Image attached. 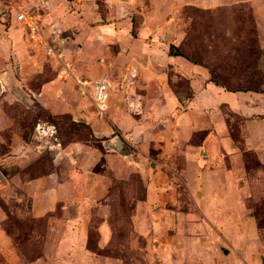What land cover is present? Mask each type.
<instances>
[{"label": "rangeland", "instance_id": "374dc122", "mask_svg": "<svg viewBox=\"0 0 264 264\" xmlns=\"http://www.w3.org/2000/svg\"><path fill=\"white\" fill-rule=\"evenodd\" d=\"M75 78L109 83L104 114ZM255 91L264 0H0V264H263Z\"/></svg>", "mask_w": 264, "mask_h": 264}, {"label": "built area", "instance_id": "2783aa9c", "mask_svg": "<svg viewBox=\"0 0 264 264\" xmlns=\"http://www.w3.org/2000/svg\"><path fill=\"white\" fill-rule=\"evenodd\" d=\"M16 20L20 22H25L27 28L29 29L32 37H34L35 32L37 30L34 21L27 16V14L21 13L16 16ZM48 53H52L51 50ZM58 57H61V54H58ZM75 81L78 85L79 92L83 95H87V88H92L91 101L93 105L96 107L100 114H104L107 108V98L109 94V83L107 81H98L94 84H90L87 81L81 78H75ZM46 125V124H45ZM44 124H37V131L40 137L46 136L53 130V126H45Z\"/></svg>", "mask_w": 264, "mask_h": 264}, {"label": "crops", "instance_id": "0c3cea01", "mask_svg": "<svg viewBox=\"0 0 264 264\" xmlns=\"http://www.w3.org/2000/svg\"><path fill=\"white\" fill-rule=\"evenodd\" d=\"M62 18V17H61ZM60 18V19H61ZM60 19H58L56 22H53L52 23V25H51V28H50V34L54 37V38H57V37H59V32H62L63 31V28H64V19H62V21H60ZM57 25H59V26H61V29L60 28H54V27H56ZM136 72V71H135ZM212 88H213V90L215 91V92H217V90H221L220 88L218 89V88H216V87H213L212 86ZM221 93L216 97L217 99H216V101L219 103V104H222V103H224V104H227V105H229L230 107H232V108H235V105H236V102L240 99V98H245V99H251V95H247V94H243V93H230V92H226V93H224V92H222V91H220ZM112 95V94H111ZM120 96H122V94L120 93ZM170 95H164V99H165V101L167 102V104H168V110H169V108H170V110L172 109V107H173V110H175V107H177V105H179V103L177 102V100L173 97V96H170ZM116 98H117V95L115 94V96H114V100H116ZM225 98V99H224ZM112 99H113V95H112ZM114 102V101H113ZM202 105L204 106V105H206V103H204V102H202ZM113 106V105H112ZM206 107V106H205ZM187 108H189V107H187ZM186 109V108H185ZM184 109V110H185ZM168 111L169 113H171V111ZM183 110V112H175V114H174V116H173V118H172V120L170 119V121H169V124L171 125V126H175V124L176 123H178L179 122V124H180V121H182V116L184 115V114H186V112ZM191 113V112H190ZM112 114V116H114V117H117V119L118 120H120V122L119 123H121V125L122 126H127V127H129V126H131L132 125V127L133 126H135V124H133V121L132 120H130V119H124V120H121V116H124L123 115V113H114V111L111 113ZM243 114V113H242ZM182 115V116H181ZM245 115V114H244ZM178 121V122H177ZM184 122H188V119H186L185 118V121Z\"/></svg>", "mask_w": 264, "mask_h": 264}, {"label": "trees", "instance_id": "16d2710c", "mask_svg": "<svg viewBox=\"0 0 264 264\" xmlns=\"http://www.w3.org/2000/svg\"><path fill=\"white\" fill-rule=\"evenodd\" d=\"M169 56L171 57H184L177 49V47H175L174 45H170V51H169ZM185 58V57H184ZM211 82L217 86V87H222V88H225L227 92H230V93H247L249 92L248 90L246 91H231V90H228L225 86L223 85H220L217 81H214L213 79H211ZM255 93H258V94H261L263 96V101H264V92H260V91H255Z\"/></svg>", "mask_w": 264, "mask_h": 264}, {"label": "water", "instance_id": "95a60500", "mask_svg": "<svg viewBox=\"0 0 264 264\" xmlns=\"http://www.w3.org/2000/svg\"><path fill=\"white\" fill-rule=\"evenodd\" d=\"M114 148L119 150V151H123L125 153H129L130 152V149L126 145H124L123 141L121 139H119V138L115 139ZM262 263L264 264V259H263Z\"/></svg>", "mask_w": 264, "mask_h": 264}]
</instances>
